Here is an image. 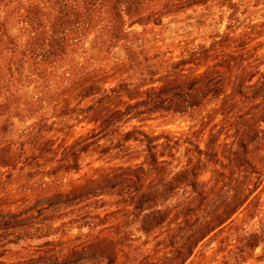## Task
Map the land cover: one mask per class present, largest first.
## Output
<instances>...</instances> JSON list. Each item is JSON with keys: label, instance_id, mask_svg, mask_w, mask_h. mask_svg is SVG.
Masks as SVG:
<instances>
[{"label": "trees", "instance_id": "obj_1", "mask_svg": "<svg viewBox=\"0 0 264 264\" xmlns=\"http://www.w3.org/2000/svg\"><path fill=\"white\" fill-rule=\"evenodd\" d=\"M209 1L0 0V116L11 111L19 72L27 73L34 88L24 108L32 122L21 140L8 141L0 129V151L18 146L23 155L20 161L12 156L0 163V264L145 263L152 252L114 233L121 218H131L142 236H155L152 246L160 253L179 246L216 188H208L203 176H222L216 161L224 126L203 140H190L192 162L172 172L165 158L173 156L179 143L164 133L126 125L178 116L203 134L198 117L212 105L219 109L233 101L230 113L241 116L254 105L255 110L263 109L264 71L232 84L227 66L234 57L215 47L224 43L222 36L209 46L186 48L175 60H161L136 45L132 24L142 17L157 21ZM219 1L222 9H238L233 0ZM232 17H227L230 23ZM98 27L101 36L88 50L86 41ZM117 48L123 59L116 67L125 77L106 86L105 78L95 74L102 68L96 63ZM124 94L134 102L118 110L105 108L112 96ZM82 124L91 128L54 146V139L69 138ZM251 130L238 149L264 196V128ZM139 157L147 172L141 170V177L135 174L139 170L109 172L104 166L83 172L87 158L129 165ZM244 205L247 217H253L259 196L232 208L221 206L219 222L190 237L189 254L210 234L219 235L232 224L229 220ZM234 234L242 250L236 260L242 264L264 242V212L259 231Z\"/></svg>", "mask_w": 264, "mask_h": 264}, {"label": "rangeland", "instance_id": "obj_2", "mask_svg": "<svg viewBox=\"0 0 264 264\" xmlns=\"http://www.w3.org/2000/svg\"><path fill=\"white\" fill-rule=\"evenodd\" d=\"M220 2L219 0H211L204 5L184 10L157 21L147 20L146 17L140 18L135 24H132V30L137 33L134 36L136 45H144L150 55H157L161 60L168 61L175 60L186 48L196 49L201 45L209 46L219 40L218 36H222L224 43L217 44L215 47L219 51L228 52L234 57V61L229 62L227 66L232 84L235 85L239 79L241 81L247 76L263 72L264 0H233L238 6V9L234 12L226 8L222 9ZM229 14L233 15L231 23L227 18ZM230 27L233 28L230 29ZM101 31L102 27H98L88 38L86 41L88 50L95 48L96 39L101 36ZM234 31L237 37L231 35V32L234 33ZM122 59L123 52L120 48L113 50L108 56L99 57L96 66L100 65L102 68L95 70V74L105 78L106 86L113 85L125 77L116 67ZM214 64L211 62L209 66L213 67ZM103 70H108L109 73L105 74ZM26 74V72H19L18 78H20L17 79L15 101L10 107L11 111H6L0 116V129L3 132L2 135L8 141L17 142L21 140L25 128L32 122L30 119H26L28 111L24 110L25 105L31 101L34 94V88L28 83ZM133 102H129L127 95L124 94L117 97L112 96L110 102L104 106L110 110H118L119 107ZM231 103L226 102L219 109L212 105L199 115L198 118L202 122V127L205 128V132L200 135L193 123L189 122L187 118L178 116L167 118L154 116L146 122L132 121L126 125L128 127L140 126L145 131L153 134L164 133L168 135L172 142L177 141L179 143L173 151V156L165 158V164L172 172L185 168L192 162V153L188 145L190 140H203L210 131L216 132L220 130L221 126H224L219 139V157L216 161L217 168L221 171L222 176L214 175L212 172L203 176L208 188L214 184L216 188L208 198L205 206L188 225L185 234L181 237L179 246L174 251L169 254L160 253L162 251L152 246L155 236L145 237L139 234L131 218H121L118 221L119 225L114 226L115 232H113L118 234V237L135 240L138 245L144 246L143 249L152 252L149 255H156L155 257L150 256L143 264H177L179 263L177 260L182 261L181 264H223L224 261L228 264H238L236 258L241 256L242 250L237 248V237L234 231L239 233L259 231L264 212V196L260 194V187L257 186V176L253 174L249 166L242 162L238 145L242 137L247 132L252 131L251 128H264V107L261 110H255L256 105L251 106L250 112L243 113V116L245 113L248 116L241 118L243 117L241 114L233 115V113H230L235 110H232ZM234 116L236 117L233 120ZM200 122L197 123V126ZM88 128H91V126L82 124L76 127L73 133L68 134L69 138L57 137L53 141L54 146L71 142L78 134H85ZM135 153L140 156L139 149ZM12 156H16L18 161L21 160L23 155L20 147L14 146L12 151L7 150V148L1 150L0 163L12 158ZM144 162L142 157L137 158L129 165L121 164L120 161L108 163L102 159L87 158L84 162L83 172H86L88 167L104 166L109 172L113 170L121 171L120 169L129 172L139 170L135 174L141 177L143 176L141 170L144 174L147 173ZM254 195L259 196V207L253 217H247L248 214L244 209L245 205L238 208L229 220L233 221V225L230 224L225 227L219 235H213L215 233L213 232L198 244L192 254H189L193 242L190 237L196 232H199L196 236H199L201 232H205L208 228L207 224L211 223L209 226L217 224L224 214V212L219 211L221 206L228 205L229 208H232L245 198ZM168 202L173 203L174 200L171 199ZM104 210L112 209L106 207ZM173 261L174 263H172ZM242 264H264V242Z\"/></svg>", "mask_w": 264, "mask_h": 264}]
</instances>
